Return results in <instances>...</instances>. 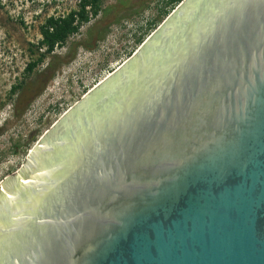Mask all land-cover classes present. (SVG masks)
Returning <instances> with one entry per match:
<instances>
[{
    "label": "water",
    "instance_id": "water-1",
    "mask_svg": "<svg viewBox=\"0 0 264 264\" xmlns=\"http://www.w3.org/2000/svg\"><path fill=\"white\" fill-rule=\"evenodd\" d=\"M0 264H264V0H182L0 182Z\"/></svg>",
    "mask_w": 264,
    "mask_h": 264
},
{
    "label": "rangeland",
    "instance_id": "rangeland-1",
    "mask_svg": "<svg viewBox=\"0 0 264 264\" xmlns=\"http://www.w3.org/2000/svg\"><path fill=\"white\" fill-rule=\"evenodd\" d=\"M79 0H0V182L90 89L116 70L176 8L166 0H103L83 25L29 76L39 26L78 10ZM25 85L11 93V88ZM18 112H14V107Z\"/></svg>",
    "mask_w": 264,
    "mask_h": 264
},
{
    "label": "trees",
    "instance_id": "trees-1",
    "mask_svg": "<svg viewBox=\"0 0 264 264\" xmlns=\"http://www.w3.org/2000/svg\"><path fill=\"white\" fill-rule=\"evenodd\" d=\"M103 0H79L78 10H72L65 16H50L39 26L41 39L34 45L36 58L26 65L24 74L28 76L34 69L42 64L45 59L54 55L58 48L64 46L68 39L79 33L83 25L98 16ZM182 0H166L167 5H178ZM25 85L13 86L11 93L23 90ZM14 107V112H18Z\"/></svg>",
    "mask_w": 264,
    "mask_h": 264
}]
</instances>
